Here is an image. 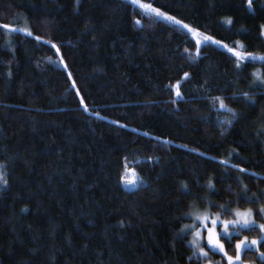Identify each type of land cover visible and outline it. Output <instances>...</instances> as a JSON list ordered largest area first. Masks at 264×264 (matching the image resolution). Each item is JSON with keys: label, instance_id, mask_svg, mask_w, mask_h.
Masks as SVG:
<instances>
[{"label": "trees", "instance_id": "1", "mask_svg": "<svg viewBox=\"0 0 264 264\" xmlns=\"http://www.w3.org/2000/svg\"><path fill=\"white\" fill-rule=\"evenodd\" d=\"M142 2L181 24L129 0H0V25L32 32L0 29V264H205L181 233L192 205H224L223 219L264 206V85L252 75L264 61L237 69L182 27L264 55V0ZM215 96L236 97L225 100L235 119ZM125 164L135 190L120 181ZM260 236L221 241L235 256L239 239ZM258 247L243 264H264Z\"/></svg>", "mask_w": 264, "mask_h": 264}, {"label": "snow or ice", "instance_id": "2", "mask_svg": "<svg viewBox=\"0 0 264 264\" xmlns=\"http://www.w3.org/2000/svg\"><path fill=\"white\" fill-rule=\"evenodd\" d=\"M130 2L133 5H137L140 9L144 10L145 12H148L150 14H154L157 17H162L165 20L168 21H174L175 24H181L179 20H175L174 17L167 16L165 13L161 12L158 8H155L152 6L151 3H145L142 2V0H130ZM254 3V0H248V6L249 8L252 7ZM136 24H140V20L135 21ZM227 23L231 24L232 21L229 19ZM183 28L187 29L188 32L190 33H196V29H193L189 27L187 24L182 25ZM0 29L7 30V31H20V32H26L27 35L31 36L32 32L29 31L26 28H21V29H16L13 28L9 24H3L0 25ZM262 32L261 34L264 35V25H261ZM37 41L40 40V37H36ZM205 41H211L212 43L215 44H220V41L218 40H213L212 37L210 36H205ZM197 47L201 46V41L197 40ZM53 48H57L55 44L52 45ZM224 48L227 49L229 53L232 54V56L236 59L237 63L235 67L237 69H240L243 65V62L245 60H259V61H264V55H255L253 53H248L246 52L245 45L241 44L239 41L235 43L234 46H229L227 44L223 45ZM239 49V50H238ZM57 51L59 49L57 48ZM185 51H188L185 49ZM197 55H199V51L197 52ZM63 63V60L61 59L60 61ZM253 77H255L256 81H259L261 85H264V76H261L259 71H255L252 73ZM189 76L188 73L184 74V78L187 79ZM69 78H71V75L69 74ZM73 88H76L75 82L72 84ZM176 88V96L177 98H182V93L180 91V86L179 83L174 86ZM77 95H80L79 91H77ZM243 96L246 98H249V93H243ZM227 99H236L235 96L233 97H227V96H215L212 97L210 103L213 107V109L216 110H225L229 113H231L232 117L235 119L237 116V113H235L232 109L228 108L227 104L225 103V100ZM81 106L84 107L85 111H89V109L86 107L84 103V99L81 98L80 100ZM224 123L231 125L232 120H225ZM221 163H227V161H222ZM233 168H236V165H232ZM239 171L241 173H244L246 170L244 168H239ZM120 181L124 186L132 185L133 190L139 187L140 184L143 183L142 179L139 177V175L135 172L134 169H129L127 167V164H125L124 168V173L121 174L120 176ZM0 182H3L4 184H7V180L5 179L3 173H0ZM209 189H214V185L212 184L211 180L209 181L208 184ZM185 190H187V185H184ZM197 200H199V197H196ZM210 203V202H209ZM192 211L185 213V216L192 217L193 223L189 225H185L184 229H181V233H184L185 231L191 229L192 230V235H193V240L190 241L192 244L193 248L198 250L199 255L201 258H209V253L208 251L205 250L204 247L201 246L200 241L203 238V234L201 232V229L206 230L207 236V245L208 247L213 251H219L220 253L223 254V258L227 260V264H243V259H242V250L249 249L253 246H258L261 245V242L264 241V223H260L258 225L259 231L261 233V236L257 239H252L249 241L247 237L244 239H239L238 242L235 244V256L230 255L228 251L225 249V244L221 241V233L217 231V225L218 222L223 225L222 227V233L225 237H228L231 239L233 235L238 236L240 233V230L242 229H250L253 226H255V220L253 219L254 215H264V206H262L259 209V213H253L252 209H248L246 211H240L239 209H236L234 212L231 213V215L234 216V219L231 220H221V215L224 213L228 212V209L224 205L218 206L220 208V211L217 212L214 216L210 214V212L205 209L203 212L199 211L195 205H192ZM199 222V225L196 224V222ZM210 221L211 227L208 226V222ZM257 251H259V247H257ZM196 255V252H193V256ZM261 260H264V252H259ZM189 259H192V257H189Z\"/></svg>", "mask_w": 264, "mask_h": 264}, {"label": "rangeland", "instance_id": "3", "mask_svg": "<svg viewBox=\"0 0 264 264\" xmlns=\"http://www.w3.org/2000/svg\"><path fill=\"white\" fill-rule=\"evenodd\" d=\"M130 1V0H129ZM168 16V15H167ZM159 18H161V19H163L162 17H159ZM165 20V19H164ZM168 21V20H167ZM170 22H174V21H170ZM24 27V25L21 23V25H20V27ZM21 27V28H22ZM6 32L8 33V35H10L11 34V32L12 31H7L6 30ZM191 35H192V37L197 41V40H199V41H201V43H203V42H210V43H212L211 41H205V35H201V34H198V32L196 31V33H191ZM263 37H264V35H263ZM215 44V43H214ZM217 46H219V47H221V48H223V49H226V48H224L223 47V45L224 44H222V43H220V44H216ZM227 50V49H226ZM122 186L126 189V190H133V186L132 185H128V186H124L123 184H122ZM235 210H233L232 212H234ZM241 211V210H240ZM244 211H246V210H244ZM213 216L215 215V214H212ZM231 219H234V216L232 215V217H231ZM231 219H223L222 217H221V220H231ZM192 223H193V219H192ZM196 224L197 225H199V222L197 221L196 222ZM258 225L259 224H257L256 222H255V226H253V227H257L258 228ZM208 226L209 227H211V223H210V221L208 222ZM222 227H223V225L222 224H220L219 222H218V225H217V231L218 232H220L221 233V236H220V238L221 237H225L224 235H223V233H222ZM243 230V229H242ZM185 232H189L190 234H191V241L193 240V235H192V230L191 229H189V230H187V231H185ZM201 232H202V234H203V238L201 239V241H200V244H201V246H202V244H205L207 247H208V245H207V239H206V236H207V233H206V230H204V229H201ZM235 236V235H234ZM225 238H228V237H225ZM229 239V238H228ZM249 241H251L250 239H248ZM191 246H192V244H191ZM193 247V246H192ZM257 247L258 246H253V247H251V248H249V249H246V250H255V249H257ZM209 248V247H208ZM194 249V248H193ZM210 249V248H209ZM195 250V252H196V254L198 255V256H200L199 255V252H198V250H196V249H194ZM211 250V249H210ZM212 251V250H211ZM245 250H242V253L244 252ZM213 252V251H212ZM215 253H218V254H220L221 256H223V254L222 253H220L218 250L217 251H215ZM205 259V261H206V263L205 264H213L212 262H209V260H208V258H204ZM226 264H227V260H226Z\"/></svg>", "mask_w": 264, "mask_h": 264}]
</instances>
